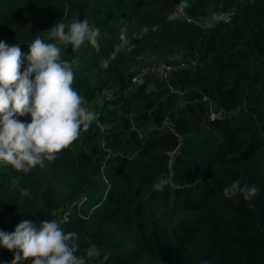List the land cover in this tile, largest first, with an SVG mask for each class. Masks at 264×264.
<instances>
[{
  "label": "trees",
  "instance_id": "trees-1",
  "mask_svg": "<svg viewBox=\"0 0 264 264\" xmlns=\"http://www.w3.org/2000/svg\"><path fill=\"white\" fill-rule=\"evenodd\" d=\"M214 11L231 22L209 28ZM77 18L100 29L99 50L69 46L62 59L79 61L73 88L98 117L43 168L0 164V230L55 219L87 264H264V0H0V40L26 55ZM122 28L135 47L104 69ZM153 61L174 67L170 81L151 73L133 88ZM207 110L214 118L194 120L174 155L188 115ZM237 181L257 195L226 196ZM93 243L101 255L88 258ZM12 260L0 247V264Z\"/></svg>",
  "mask_w": 264,
  "mask_h": 264
},
{
  "label": "clouds",
  "instance_id": "clouds-1",
  "mask_svg": "<svg viewBox=\"0 0 264 264\" xmlns=\"http://www.w3.org/2000/svg\"><path fill=\"white\" fill-rule=\"evenodd\" d=\"M187 7V0H182ZM233 13L212 12L207 26L230 23ZM172 17H169L171 19ZM47 32L46 42L41 36L28 45L25 55L19 43L9 45L0 40V164L16 172L28 173L45 161L54 162L57 153L76 141L82 130L96 121L98 114L86 107L87 100L73 88L74 68L79 61L62 59L64 50L71 46L78 50L86 42L99 50L101 31L87 19H74L70 24L55 23ZM148 32L147 28L142 34ZM139 38V36H137ZM110 57L101 66L107 69L111 60L122 52L132 51L135 45L122 28ZM26 68L21 71L24 62ZM30 116L26 122L20 117ZM153 187L162 190L164 184ZM257 188L240 182L224 190L226 196L244 194L246 199L257 195ZM22 195H29L27 190ZM76 233L65 232L57 220H45L39 226L23 220L11 233L0 230V247L13 252L11 264H87L85 256L77 255ZM101 255L97 245L90 244L88 258Z\"/></svg>",
  "mask_w": 264,
  "mask_h": 264
},
{
  "label": "built area",
  "instance_id": "built-area-1",
  "mask_svg": "<svg viewBox=\"0 0 264 264\" xmlns=\"http://www.w3.org/2000/svg\"><path fill=\"white\" fill-rule=\"evenodd\" d=\"M176 16H178L181 20H190L183 10V7L180 5L176 11ZM174 67L166 62L160 61L157 64H146L143 67L138 68L135 74L131 78L132 87L136 88L139 85L143 84L146 80L147 75L154 73L160 77H163L167 82L170 81L172 77ZM105 99L111 98L114 94V89H104L102 92ZM213 114V113H212ZM213 116H215L213 114ZM91 264V263H88Z\"/></svg>",
  "mask_w": 264,
  "mask_h": 264
},
{
  "label": "water",
  "instance_id": "water-1",
  "mask_svg": "<svg viewBox=\"0 0 264 264\" xmlns=\"http://www.w3.org/2000/svg\"><path fill=\"white\" fill-rule=\"evenodd\" d=\"M188 118H189V122L192 126V130L189 132H186L185 134L182 135L181 143H180L179 147L177 148V150L174 152L175 155H177L180 152V150L182 149V147L184 146L186 138L188 136H192L196 133V127L194 125V120H196L197 118H203L204 121L207 122L209 119H213L214 116L210 110H207L206 112L198 111L197 113H190L188 115Z\"/></svg>",
  "mask_w": 264,
  "mask_h": 264
},
{
  "label": "rangeland",
  "instance_id": "rangeland-1",
  "mask_svg": "<svg viewBox=\"0 0 264 264\" xmlns=\"http://www.w3.org/2000/svg\"><path fill=\"white\" fill-rule=\"evenodd\" d=\"M158 62H160V61H153V62H151V63H149V64H157ZM140 67H143L142 65L140 66ZM139 67V68H140ZM175 155V154H174Z\"/></svg>",
  "mask_w": 264,
  "mask_h": 264
}]
</instances>
